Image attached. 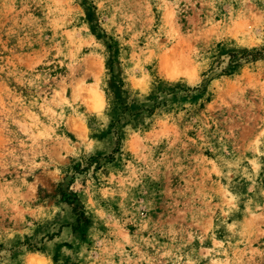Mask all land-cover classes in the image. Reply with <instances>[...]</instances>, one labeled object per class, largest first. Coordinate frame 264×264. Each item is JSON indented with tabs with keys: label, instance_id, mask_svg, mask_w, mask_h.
I'll return each mask as SVG.
<instances>
[{
	"label": "rangeland",
	"instance_id": "rangeland-1",
	"mask_svg": "<svg viewBox=\"0 0 264 264\" xmlns=\"http://www.w3.org/2000/svg\"><path fill=\"white\" fill-rule=\"evenodd\" d=\"M39 261L264 264V0H0V264Z\"/></svg>",
	"mask_w": 264,
	"mask_h": 264
},
{
	"label": "bare ground",
	"instance_id": "bare-ground-1",
	"mask_svg": "<svg viewBox=\"0 0 264 264\" xmlns=\"http://www.w3.org/2000/svg\"><path fill=\"white\" fill-rule=\"evenodd\" d=\"M94 95H96V94H94ZM95 99H98V100H96V102H97L96 105H98V104H99V101L101 100V99H100V96H98V97L95 98ZM35 260H36V258H35ZM35 260H33V261H35ZM38 260H39V259H38ZM38 260H37V261H38ZM33 261H32V262H33ZM39 263H42V262L39 261ZM37 264H38V263H37ZM42 264H43V263H42Z\"/></svg>",
	"mask_w": 264,
	"mask_h": 264
}]
</instances>
